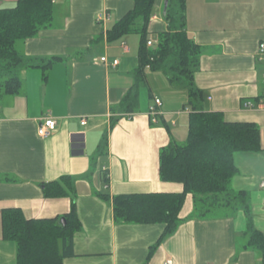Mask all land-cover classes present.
Returning a JSON list of instances; mask_svg holds the SVG:
<instances>
[{
  "label": "crops",
  "instance_id": "1",
  "mask_svg": "<svg viewBox=\"0 0 264 264\" xmlns=\"http://www.w3.org/2000/svg\"><path fill=\"white\" fill-rule=\"evenodd\" d=\"M57 1L50 26L15 45L23 58L15 70L21 90L0 94V264H16L17 253L1 235L4 209L58 224L72 207L80 227L72 239L73 255L62 264H262L246 231L250 222L264 240V111L244 104L256 106L264 93V58L257 55L264 0H185V30L200 49L193 73V88L203 98L197 106L229 123L253 124L260 141L257 151L234 156L228 194L241 193L243 201L238 197L200 217L187 195L177 228L158 244L162 225L116 223L111 198L182 193L181 184L160 180L159 153L170 142L186 140L192 113L188 88L146 70L128 119L121 102L133 91L140 38L133 34L108 42L106 32L132 9V0ZM17 2L0 0V10ZM163 3L155 5L151 34L165 29ZM102 12L109 20L98 24ZM103 56L118 65L101 63ZM154 96L161 107L151 124L147 111ZM48 115L56 129L41 138L37 131ZM63 178L72 181L68 196L44 198V184ZM58 248L61 254V244Z\"/></svg>",
  "mask_w": 264,
  "mask_h": 264
},
{
  "label": "trees",
  "instance_id": "2",
  "mask_svg": "<svg viewBox=\"0 0 264 264\" xmlns=\"http://www.w3.org/2000/svg\"><path fill=\"white\" fill-rule=\"evenodd\" d=\"M56 0H18L15 7L0 10V94L16 95L22 82L15 73L23 58L15 45L34 38L50 26ZM163 18L165 29L150 39L151 18L157 0H132L133 7L107 30L108 42L128 35L139 36L137 67L133 91L126 93L121 107L131 113L137 106V89L144 82L145 71L162 72L172 85L188 88V104L192 105L188 133L182 143L170 142L159 153V178L183 186L180 194H130L113 196V219L123 224H160L164 236L172 234L179 224V212L187 195L192 196L193 213L205 217L213 209L234 203L243 194L231 196L228 185L236 168L234 156L259 149V131L250 123L226 122L220 113L203 112L197 104L202 94L193 88V73L197 68L199 47L185 30V0H167ZM164 4V3H163ZM152 41V47L147 42ZM1 78V76H0ZM106 181V180H105ZM72 189V181L63 178L44 184L43 196L64 198ZM61 228L56 219H26L17 208L1 212V235L15 244L16 264H62L73 255L72 239L80 223L72 207ZM249 245L260 253L264 264V240L247 224ZM61 244L62 253L59 252Z\"/></svg>",
  "mask_w": 264,
  "mask_h": 264
},
{
  "label": "built area",
  "instance_id": "3",
  "mask_svg": "<svg viewBox=\"0 0 264 264\" xmlns=\"http://www.w3.org/2000/svg\"><path fill=\"white\" fill-rule=\"evenodd\" d=\"M155 18V17H154ZM109 20V16L108 14H106L105 12L99 13L96 16V22L98 24H105L106 21ZM123 45V49L127 50L126 46L124 43H122ZM147 47H152V41L147 42ZM257 55L259 57V60H261L262 58H264V38L263 40H261V42L258 45V49H257ZM99 61L103 64H110L113 67H116L118 65V60H113L111 62L108 61V59L103 56L99 59ZM264 78V74L262 75ZM244 106L246 108H257L259 110L264 111V93L262 95V97L260 98V101L257 103V105L255 106L254 104H252L251 102H247L246 104H244ZM161 107V101L160 99L156 98L154 96L153 101L151 103V105L148 107V111L147 114L149 116L150 122L151 124H155V122H157V117L159 115V108ZM133 114H125V117H127L128 119L132 118ZM86 123L85 119H82L80 122L81 126H84ZM56 129V122L55 120L51 117V116H45L44 118H42L41 120V124L38 128L37 134L39 137L41 138H48ZM261 188H264V181L261 182L260 184ZM263 204H264V200H263ZM163 264H173V262L171 260L165 261L163 262Z\"/></svg>",
  "mask_w": 264,
  "mask_h": 264
},
{
  "label": "water",
  "instance_id": "4",
  "mask_svg": "<svg viewBox=\"0 0 264 264\" xmlns=\"http://www.w3.org/2000/svg\"><path fill=\"white\" fill-rule=\"evenodd\" d=\"M167 3H168V1L167 0H164V11H163V15L165 14V10H166V7H167ZM58 225L61 228H64L65 225H66V220L64 218H60V220L58 221Z\"/></svg>",
  "mask_w": 264,
  "mask_h": 264
},
{
  "label": "rangeland",
  "instance_id": "5",
  "mask_svg": "<svg viewBox=\"0 0 264 264\" xmlns=\"http://www.w3.org/2000/svg\"><path fill=\"white\" fill-rule=\"evenodd\" d=\"M57 2H63V0H58ZM57 7V6H56ZM114 23V20H112L110 23H109V26L111 27V25ZM131 38H132V36H130ZM133 38H135V37H133ZM149 38L150 39H153V40H156V34H150L149 35ZM5 80L6 79V77H2V78H0V80Z\"/></svg>",
  "mask_w": 264,
  "mask_h": 264
}]
</instances>
